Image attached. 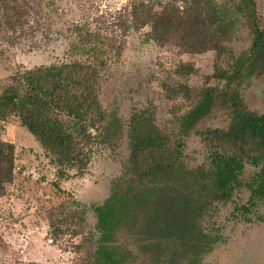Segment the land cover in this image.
<instances>
[{
	"label": "trees",
	"instance_id": "16d2710c",
	"mask_svg": "<svg viewBox=\"0 0 264 264\" xmlns=\"http://www.w3.org/2000/svg\"><path fill=\"white\" fill-rule=\"evenodd\" d=\"M171 6L176 17L168 5L148 11L152 38L165 43L175 37L184 52L215 50L221 58L235 12L214 0H184L183 5ZM238 9L248 18L252 44L234 56L229 68L217 65L207 76L221 83L198 89L180 84L178 93L195 101L178 119L176 135L164 133L152 114L131 117L129 163L114 180L108 198L91 205L99 235L87 264H139L142 258V264L162 258L169 264H182L184 259L201 264L222 237L205 231L202 220L214 203L230 200L247 163L259 168L249 184L250 205H256V198L264 199V113L251 110L242 92L255 75L264 81V28L256 0H241ZM41 10L32 0H0V28L15 39L35 33L40 20L34 15ZM76 35L67 50L68 61L18 69L12 83L0 88V134L10 117H18L56 166L59 179L84 173L95 146L112 142L121 128L116 112L106 108L101 97L103 73L114 49L94 31L77 27ZM178 70L193 74L195 68L182 62ZM216 109L224 110L228 125L201 132L209 148V166L189 168L183 161L184 138ZM15 169L16 146L0 136V197L14 181ZM54 183L63 191L59 182ZM74 203L79 207L70 223L78 235L87 209L78 200Z\"/></svg>",
	"mask_w": 264,
	"mask_h": 264
},
{
	"label": "rangeland",
	"instance_id": "374dc122",
	"mask_svg": "<svg viewBox=\"0 0 264 264\" xmlns=\"http://www.w3.org/2000/svg\"><path fill=\"white\" fill-rule=\"evenodd\" d=\"M214 1L235 12L227 50L219 59L215 50L184 52L175 37L172 39L176 41L165 43L152 38L148 11L158 12L168 5L167 10L176 17L171 4L183 5L184 0H32L38 4V11L42 6L40 15H34L40 20L38 31L15 39L0 28V88L12 83L11 76L18 69L68 61L67 50L77 38V27L99 33L114 49L103 73L101 97L121 123L112 142L95 146V155L84 173L71 172L70 177L59 179L56 166L19 118L12 116L5 122L0 136L16 146V169L14 181L0 197V264H87L91 260L99 235L91 205L108 198L114 180L129 163L133 114H152L159 128L173 137L178 119L195 101L178 93L180 84L186 82L198 89L207 83H221L216 78L208 81L207 76L217 65L229 68L234 56L252 44L248 18L238 9L241 0ZM256 4L264 28V0H256ZM182 62L193 64L194 73H178ZM242 92L251 110L264 113L262 77L247 80ZM228 122L224 110L216 109L184 138L183 161L189 168L209 166V148L201 132L226 127ZM258 170L247 163L230 200L217 201L204 216L205 231L222 237L202 257L201 264H264V199L256 198V205H250L249 184ZM56 181L63 191L55 186ZM74 199L87 209L78 235L70 223V216L79 207ZM168 260L151 264H169ZM180 262L188 264L186 259Z\"/></svg>",
	"mask_w": 264,
	"mask_h": 264
}]
</instances>
